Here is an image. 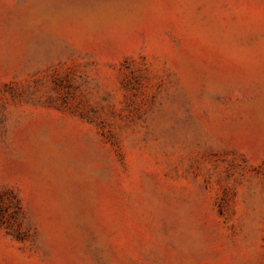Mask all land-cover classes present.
<instances>
[{
    "label": "rangeland",
    "instance_id": "1",
    "mask_svg": "<svg viewBox=\"0 0 264 264\" xmlns=\"http://www.w3.org/2000/svg\"><path fill=\"white\" fill-rule=\"evenodd\" d=\"M0 264H264V0H0Z\"/></svg>",
    "mask_w": 264,
    "mask_h": 264
}]
</instances>
